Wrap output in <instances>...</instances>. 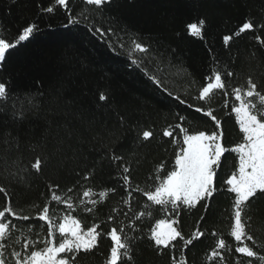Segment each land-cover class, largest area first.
I'll list each match as a JSON object with an SVG mask.
<instances>
[{
  "label": "trees",
  "instance_id": "obj_1",
  "mask_svg": "<svg viewBox=\"0 0 264 264\" xmlns=\"http://www.w3.org/2000/svg\"><path fill=\"white\" fill-rule=\"evenodd\" d=\"M52 4L53 0H0V34L6 35L9 41H14L30 23L39 27L35 36L18 51L13 50L0 68V82L6 83L20 97L19 100L15 96L9 99L8 108L0 110V186L8 192L7 197L0 193V209L11 203L12 207L23 209L24 214L34 216L49 203L50 185H58L54 189L57 194L71 195L75 202L83 198L82 193L87 188L98 193L116 187V193H110L105 202L95 206L93 213L82 209L72 213L85 225L100 223V230L108 232L111 224L107 217L126 195L118 184L117 168L108 158L110 150L130 164L133 182L146 187L158 165L164 163L170 168L174 162L171 138L162 133L169 125L180 122L177 112L187 117L183 123L190 130H214L209 118L195 113L186 104L181 105L174 97L184 99L187 104H202L194 97L206 84L205 77L214 65L221 72L234 73L228 78L229 92L234 87L246 88L249 77L257 83L258 90L264 92V29L234 36L228 46L223 41L224 36L233 35L246 20L264 24V0H112L99 12L83 0H70L72 14L78 16L86 12L89 20L69 27H64L68 12L63 7L56 5L51 14L42 11ZM199 19L206 21L202 39L189 35L186 27ZM92 26L105 30L111 27L124 38V47L115 44V37L107 38L114 42L113 47H109L106 39L88 31ZM132 39L150 50L148 54H133L142 61L140 67L132 64L129 57ZM158 63L163 67L162 72L155 71ZM142 69L157 75L163 81V88L157 87ZM180 69L183 71H178ZM101 92L109 98L106 103L98 99ZM26 93L36 95L39 110L28 111L23 120L14 121L12 104L15 101L19 108ZM224 99L217 94L213 107L222 121L227 145L234 146L241 141L242 134L234 114H229L233 97L227 98L229 108L221 106ZM120 117L124 118L123 127ZM142 130H153L155 137L138 143L137 132ZM6 133L19 138L18 150H9L4 144ZM33 145H36L34 150ZM37 156L47 161L41 174L31 169ZM225 156L227 159L222 157V166L217 172L218 184L238 166L235 153H225ZM15 160H19L18 166L13 165ZM18 167L28 168L22 173L23 181L9 175ZM91 170L94 174L89 180H83V175ZM68 188H73V192L67 193ZM135 196L134 207L137 202L142 207L140 194ZM34 205L39 207L34 208ZM52 208L57 209L58 214L67 211L64 205L54 201L50 203V210ZM161 216L156 214L157 218ZM248 216L246 231L259 245L252 241L245 243L258 256H264V201L253 205ZM179 220L186 237L198 226L205 231L200 240L184 248L188 264H219V257L211 261L208 257L220 238L232 249L231 255L224 253L228 264H236V257L240 264L249 260L252 264H261L257 258L235 252L237 242L230 235L233 223L230 194L221 191L214 196L207 212L198 206L182 211ZM14 223L34 224L40 231L42 222L33 219ZM154 223L153 219L149 226ZM212 231L217 235H211ZM46 232L45 226L41 236H46ZM151 243L147 239L138 242L134 264H171L172 255L178 258V250L172 253L164 250L166 254L158 255ZM174 243L182 245V242ZM111 246L110 238L104 236L99 250L87 256L81 254L79 264H105ZM15 247L20 250V245Z\"/></svg>",
  "mask_w": 264,
  "mask_h": 264
},
{
  "label": "snow or ice",
  "instance_id": "obj_2",
  "mask_svg": "<svg viewBox=\"0 0 264 264\" xmlns=\"http://www.w3.org/2000/svg\"><path fill=\"white\" fill-rule=\"evenodd\" d=\"M83 2L88 6H94L92 10L99 12L105 5L111 4L112 0H83ZM69 4L70 0H53V4L42 11L51 14L54 13L56 5L63 7L68 12V21L64 27L78 25L82 20H89L86 12H81L78 16L73 15ZM205 25L206 21L199 19L189 23L186 27L189 35L202 39ZM257 29H264V24L256 25L251 20H246L233 35L223 37L224 44L228 46L234 36L238 37L245 32ZM38 31V25L33 22L25 26L14 41H9L6 35L0 34V68L7 63L13 50L18 51L24 47L25 42H29ZM88 31L106 39L109 47H113L114 43L113 40L107 39L109 37H115V44L121 48L124 47V38L111 27L105 30L102 27L92 26L88 28ZM256 39L260 41L261 38L257 36ZM149 51L146 45L132 39L129 49L131 63L140 67L142 61L133 54L137 52L148 54ZM142 70L157 87L163 88V81L157 75L148 72L147 69ZM155 71L162 72L163 67L158 63ZM178 71H183V69ZM233 76L234 73L231 70L221 72L214 65L210 74L205 77L206 84L198 90V95L194 97L202 104H187L184 99L174 97L181 105L186 104L195 113L209 118L214 130L211 132L190 130L183 123L187 117L177 112L176 117L180 122L169 125L162 133L164 137L171 138L170 142L175 148L174 162L170 168H166L164 163L158 165L153 175L148 178L151 183L146 187L133 182L130 164L123 156L110 150L108 158L116 166L118 184L126 193L121 197L120 206L112 208L111 214L107 217V222L111 224L110 231L100 230V223L87 226L72 213L78 209L93 213L95 206L105 202L110 193H116V187L107 188L98 193L87 188L82 193L83 198L75 202L71 195L57 194L54 189L58 188V185H50L49 190L52 194L49 203H46L34 216L24 214L23 209L14 208L11 203L0 209V264H79L78 257L81 254L87 256L99 250L100 241L104 236L112 241L110 254L105 264H134L135 248L138 242L144 239L152 242L151 247L158 255L166 254L164 250H168L169 253L178 250V258L172 255L171 264H188L184 256V248L200 240L205 235V231L198 226L190 237H186L180 227V213L197 209L198 206L207 212L214 196L221 191L230 194L232 199L233 223L230 235L237 242L235 252L243 257L257 258L261 264H264V256H258V253L245 243V241H252L253 244L259 245V241L246 231V227L250 219L248 212L253 205L264 201V92L258 90L257 83L253 82L251 77L247 80L246 88L234 87L229 92L228 78ZM217 94L225 97L221 105L223 108H229L227 98L233 97L229 114H234L239 132L242 134L241 141L234 146L227 145L222 121L215 114L217 109L213 107V104L216 102ZM168 95L171 96L172 93L169 92ZM14 96L20 99L6 83L0 82V110H6L7 101ZM98 99L106 103L109 98L101 92ZM39 107L36 95L26 93L20 100L19 108L16 107L15 101L13 102L12 119L21 121L25 118L26 112L38 111ZM199 122L206 123V121ZM120 123L123 127V117H120ZM154 137L153 130L137 132V141L141 144L149 142ZM4 144L9 150L13 148L18 150L20 147L19 138L12 136L11 133L5 134ZM32 147L34 150L36 145ZM225 153H235L238 166L228 178L218 184L217 172L222 166V157L227 159ZM12 163L18 166L20 162L15 160ZM46 163V158L37 156L31 163V169L41 174ZM27 171V167H18L9 175L23 181L25 177L22 173ZM93 174L94 170H91L85 173L82 179L87 181ZM72 192L73 188L67 189V193ZM0 193L8 196L7 189L2 186H0ZM137 193L142 199V207L139 202L134 207L133 202L136 200L135 194ZM52 201L57 205H64L67 211L58 214L57 209L50 210ZM33 207L39 206L34 205ZM156 214H162V216L157 218ZM33 219L42 222L39 225L40 231L36 230L37 226L34 224L14 223V221ZM153 219L155 220L154 225L149 226ZM203 219L202 216L201 220ZM45 226L46 236L42 237L41 232ZM17 233L19 235H16ZM211 235L216 236L217 233L212 231ZM33 236L36 238L33 239ZM174 242H182V245ZM15 245H20V250H17ZM231 252L230 245L220 238L216 249L211 251L208 259L211 261L219 257V264H228L224 253L231 255ZM236 264H240L239 257H236ZM246 264H252V261L249 260Z\"/></svg>",
  "mask_w": 264,
  "mask_h": 264
}]
</instances>
